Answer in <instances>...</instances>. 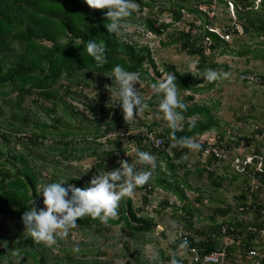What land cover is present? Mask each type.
<instances>
[{
  "label": "trees",
  "instance_id": "obj_1",
  "mask_svg": "<svg viewBox=\"0 0 264 264\" xmlns=\"http://www.w3.org/2000/svg\"><path fill=\"white\" fill-rule=\"evenodd\" d=\"M212 0H174L169 2L168 10L171 11L173 19L178 20L181 17V11L191 12L193 15L202 18L207 17L198 10V3L205 2L210 5ZM221 1L226 0H216ZM153 1L146 2L138 0L139 6H152ZM194 3H197L194 5ZM250 3V2H247ZM189 5V6H187ZM107 9H89L85 0H0V97L3 104L5 98L10 101L11 94L14 95L13 104L16 112L13 116L18 117L20 122H7L3 125L0 121V128L16 135L15 141L23 140L20 134L28 131L29 137L24 139L25 144L29 147L27 150L10 153L0 161V216L7 215L11 218L21 219L23 213L30 210V202L35 201V207L40 203L41 196L36 189L38 183L37 173L38 166L35 164V154L33 149L40 144L47 135H55L59 140L53 142L52 146L47 148V152H54L58 155L56 162H71L80 160L84 155L93 156L95 158L94 168L105 167L112 157L110 150H96V147H77L72 145V141L68 136H74L69 124H66L64 129H60L55 124H61V117L55 116L56 108L64 97H73L71 91L72 85L76 87L78 84L88 85L87 79H92L93 76L104 74L112 77V70L116 65L122 66L130 72L140 73L141 80L146 85L151 86L152 83L158 82L162 71L165 75L173 73L177 79L178 92L187 91L188 94H181L180 98L188 106L186 111L182 112L185 118L183 129L176 131L177 138L193 137L213 127H217V120L212 112V107L194 101V94L200 91H208L215 82H209L199 86L198 78L191 73H181L174 70L169 65H163L161 70H158L154 61L150 56V51L146 45L137 43H128L120 39L117 34L109 33L106 25L109 23L105 13ZM199 17V16H198ZM199 26L193 22L190 24L193 27L200 28L202 34H192L191 30L181 29L178 32L169 33L173 42L179 43V48L190 55L197 56L195 63L199 71L208 69L215 70L216 63L212 61L204 53V47L207 46L210 51L217 49L224 41L215 32L207 29L204 25L210 24L208 18H202ZM148 30L155 34L164 32L170 25L169 22H157L155 18L147 17L142 23ZM202 39H206L208 44L202 43ZM89 40L96 42H104L106 45V60L107 62L98 66L93 57L87 54L86 45ZM150 68V69H149ZM151 71V72H150ZM163 76L160 80H163ZM159 80V81H160ZM65 82V83H64ZM119 87V85L117 84ZM61 91V93H59ZM76 93V92H75ZM35 95V99L45 100L50 102L45 106L46 112L52 113L49 116L52 124H47L45 121H30L26 111L21 108V102L25 95ZM79 96V95H77ZM144 101L149 105L145 110V114H158V106L162 100V95H155ZM64 102V101H63ZM86 108L97 110L104 113L108 119L103 122L105 128L100 130V127L94 125L93 129L88 126H80L82 135L92 134L97 139L104 136L108 131L126 129L127 124L123 118L121 107H115L109 104L106 108L97 102L86 103ZM70 115L80 113L86 118L85 112L76 106L70 108ZM64 114H69L65 106L62 107ZM77 110V111H76ZM177 111H180L177 109ZM143 112V113H144ZM99 113V114H100ZM164 126L160 128L156 122H150L145 131H156L159 135L165 138L163 148L157 152L150 149L142 142L143 133L139 136L129 135V138L135 139V150L156 154V160H163L165 169L169 171L168 178L165 172L161 171L158 162L156 169L158 173L153 176L154 182L151 180L144 186L137 189L149 190L153 186L163 188L165 191L174 193L180 201L183 202L181 209L187 216H191L194 208H187L186 197L182 191L181 185L190 188L185 178L189 171H185L182 178H179L174 173L175 164L172 158L183 161V156L188 148L173 147L171 139L172 130L167 126L166 121ZM195 121V126L190 127V121ZM93 122L94 120H90ZM3 126V127H2ZM117 133V132H116ZM126 133V132H124ZM2 145L5 147L11 141V134L5 131L1 132ZM14 137V136H13ZM113 144L119 147L121 137L118 134L112 138ZM167 149L172 153L170 156ZM121 153V150H119ZM8 149H1L0 154H6ZM135 154V153H134ZM118 155V154H117ZM35 157V158H34ZM137 159L135 155V160ZM121 160H124L121 158ZM181 165L185 166V162ZM144 167V165H140ZM7 167V168H6ZM118 166H112V168ZM114 168V169H115ZM146 168V167H144ZM54 169H56L54 167ZM104 169V168H103ZM107 169V168H105ZM147 169V168H146ZM139 171V170H138ZM205 171L200 169V173ZM207 175L212 176V172ZM67 180L65 184H72L76 187L86 188L89 182L83 180L79 176L63 174L62 177L53 173L51 180ZM219 180H222L220 177ZM63 184V185H65ZM146 196H143V202L146 203ZM167 205V202H164ZM38 209H41L37 207ZM231 210L230 204H225L222 208H217L216 212L220 215H225ZM141 208H134L129 197H124L119 204L118 219H110L108 223L123 222L124 225L133 232H150L155 228L156 223L145 218L138 213ZM186 222H189V217L185 216ZM107 223V224H108ZM79 228L96 229L103 228L105 223L99 219H93L90 216H85L78 220ZM1 239V236H0ZM214 244V243H211ZM35 245L42 246L36 243L31 236H26L23 243H14L5 245L0 248V258L7 257L11 250L19 248L18 253L29 255L32 258L36 257ZM160 251V250H159ZM16 252V253H17ZM162 251H160L161 253ZM162 254V253H161ZM42 259V258H41ZM97 264H101L98 262Z\"/></svg>",
  "mask_w": 264,
  "mask_h": 264
},
{
  "label": "rangeland",
  "instance_id": "obj_2",
  "mask_svg": "<svg viewBox=\"0 0 264 264\" xmlns=\"http://www.w3.org/2000/svg\"><path fill=\"white\" fill-rule=\"evenodd\" d=\"M142 1H153V3L151 7L139 6L138 11L133 12L130 17L122 21L124 27H122L120 34H118L120 39L128 43L135 42L139 45H146L158 70H161L163 65H169L173 67L174 70L181 73L194 71V63L197 57L189 55L184 50H181L179 48V43L170 41L171 36L168 34H173L181 29H191L190 24L192 22L199 26L200 20L195 15L185 10L181 11L182 14L180 19L174 20L171 11L168 10V8H170L169 2H174V0ZM247 1H251L250 6H255L259 0H236V2H233V6L226 4V7L220 3H213L215 1L212 0L211 4L215 5L213 17H210L213 21L212 28H216V30L221 32L224 26L231 24L233 20H235V9H240L241 5L246 4ZM136 2L138 3V0H136ZM195 4L197 3H194V5ZM198 4L206 8V4ZM89 9L92 10L94 8L89 7ZM147 17L155 18L157 22H169L170 25L164 32L155 34L142 24ZM191 32L197 34V27H192ZM234 39L235 37L232 34L227 41L233 45ZM212 58L218 60L222 64H228V70L222 67H219L218 70L220 72L229 73V76L217 81L207 93H196L194 101L211 106L214 116L219 121V124L222 125V129L240 135L242 146L246 148L249 144L247 139H249V136L253 134L256 128H264V92L261 89L262 87L258 85H247L238 81V75L236 74H238V70L242 68V60L233 59L231 54H221L220 52L214 54ZM163 76L166 75L162 71V75L157 81ZM86 81L88 85H83L81 83L76 85V87L72 85V99L64 97V99L60 100L56 108L55 116L61 117L62 123L55 125L59 126L60 129H64L66 124L70 125L75 135L68 136L67 138L72 141V145H74L75 148L76 146H88L96 147L97 151L101 149L110 150L113 153L112 157L109 159V163L106 164L107 166L93 169L91 172L88 170L94 168L95 158L93 156L84 155L77 161L74 160L69 163L61 161L55 164L58 155L55 153V150L54 152H47V148L52 146L54 144L53 142L58 141L59 137L53 134L47 135V137L33 149L35 157L37 156L36 158L34 157V162L38 166V183L36 189L42 199L37 207L41 209L45 207L41 192L42 188L49 183L61 181V179L57 181L51 180L53 173H57V176H60V178L63 174L79 176L83 180L89 182L94 175L104 174L105 171L113 170L115 167L112 168V166L115 165L119 167L118 161H120L121 158L129 163L135 160V139L129 138V135L135 137L141 135L142 132L146 130L147 125L152 121L156 122L159 128L165 125V122L161 119L162 113L145 114L144 112L138 114L132 121L126 122L127 127L124 130H111L97 139H95L92 134L83 133L82 135V128H80V126H88L93 129L94 125H97L100 127V130H103L106 126L103 122L111 115L110 114L106 118L103 112L100 113L97 110L86 108V103L88 101L97 102L105 108L109 104L120 107L118 103L115 104V92L118 86L114 78L99 74ZM135 87L139 88L140 94L145 98L153 95L151 86L146 85L141 79L140 86L139 83H137ZM59 93H61V91ZM181 94H188V92H179V95ZM14 95L15 94H11L9 97L10 101L5 98L6 102L4 104L2 97H0V121L3 125L7 122H20L18 117L13 116L16 112V108L13 104ZM49 104L50 102L45 100H36L35 95L32 94L24 96L21 102V108L26 111L30 121H45L50 125L52 122L49 120V116L52 113L46 112L45 110V106ZM63 106L67 108L69 112L68 115L63 113ZM72 106H76L77 110L78 108L82 109L87 117L85 118L79 110L78 114L73 115L71 113L70 115V108H72ZM90 120L94 121L91 122ZM3 131L10 133L12 136L10 143L5 147L2 145L1 132ZM9 131L10 130L6 131L4 128H0V150H9L6 154H0V161L8 157L10 153L20 152L29 148L25 144L26 142H24V139L29 137L30 133L28 131H24L20 134V138L23 139L20 141H15L17 136ZM119 132H122V134ZM115 134L121 137V144L119 147H116L113 142H110ZM118 149L121 150V153H119ZM167 152H170V150L167 149ZM190 152L191 154L185 157V166L181 165L183 161H179L175 158H172V162L175 164L174 173L177 177L182 178L184 172L186 170L189 171L185 180L190 188L183 187L181 183L180 186L187 199V206L185 205V207L188 209L194 208L191 216H187V214L184 213L181 209L183 202L170 191H165L158 186L151 187L150 191L136 189L129 198L134 208H141V212L138 213V215L150 218L156 223L152 231L146 233L133 232L131 229L127 228L123 222L108 223L100 229L94 227L79 228L77 225L76 228L70 231L67 238H57V243L51 247L46 246L44 243H40L42 246L35 245V258L23 253H19V255L14 254L19 250V248H17L11 250L7 257L0 258V264H97L98 262H101V264H159L158 262L164 259L167 252L166 246L168 237L173 235L174 232L185 231L195 236L203 228L204 224L207 225L213 221L232 218L233 212L231 210L225 215H220L216 212V209L224 207L225 204L233 206L237 201V195L242 187L241 179H234L230 177V175L228 176L226 167L214 170L212 176L207 175L205 171L200 173V169L203 167L199 164L196 155H193L195 152L191 149ZM170 156L172 157L171 152ZM157 162L161 167V171L165 172L168 178L169 171L165 169L164 161L156 160V163ZM54 167L56 169H54ZM144 167L138 165L137 170H150L148 165H144ZM156 173H158V171L155 168L152 170L151 183L154 182L153 176H155ZM219 177H222V180H219ZM67 185L68 184L62 186L67 187ZM144 195L146 196V203L143 202ZM164 202H167V205H165ZM185 216L189 217V222H186ZM0 236V248H2L6 244L10 246L17 242L23 243L25 237L30 236V234L28 230L25 229L22 219L1 215ZM77 245L80 251L74 252L73 249ZM159 250L162 251V254ZM153 252L158 253V261L154 262L149 259ZM237 263L238 260L235 258H230L228 260V264Z\"/></svg>",
  "mask_w": 264,
  "mask_h": 264
},
{
  "label": "clouds",
  "instance_id": "obj_3",
  "mask_svg": "<svg viewBox=\"0 0 264 264\" xmlns=\"http://www.w3.org/2000/svg\"><path fill=\"white\" fill-rule=\"evenodd\" d=\"M86 4L94 9H107L105 15L109 21L106 25L109 33L120 34L124 25L122 21L130 17L133 12L139 10L136 0H85ZM87 54L94 58L98 66L104 65L106 60V45L104 42L89 40L86 45ZM196 75L195 73H192ZM229 73L208 69L204 78L209 82H215L227 78ZM112 77L119 85L115 92V104H119L123 111L125 122L132 121L140 113L149 108L135 85L139 83L140 73L130 72L122 66L116 65L112 70ZM177 77L169 73L163 80L151 84V90L155 95H162L158 111L167 126L172 130L171 139L173 147L189 148L197 151L200 144L190 137L177 138L175 133L183 129L185 118L183 111L187 105L180 98ZM179 109L180 111H177ZM190 127L195 126V121L189 122ZM136 160L129 163L126 160L118 161L119 167L104 174L94 175L86 188L68 184L62 185L67 180L49 183L41 190L43 196V209L35 207V201L30 202V210L23 213L21 219L25 229L36 243H44L53 246L57 238H67L70 231L77 227L78 220L90 216L107 224L110 219L119 217V204L124 197H131L138 187L146 185L152 179V170L156 167V157L149 152L135 150ZM138 165H148L150 170H137ZM87 171V170H86ZM85 171V172H86ZM181 250H187L188 241L184 240L179 245ZM74 252H79V246H75ZM19 255V253H14ZM151 261H158L159 255L153 252L149 257ZM170 264H181V261L173 258Z\"/></svg>",
  "mask_w": 264,
  "mask_h": 264
},
{
  "label": "built area",
  "instance_id": "obj_4",
  "mask_svg": "<svg viewBox=\"0 0 264 264\" xmlns=\"http://www.w3.org/2000/svg\"><path fill=\"white\" fill-rule=\"evenodd\" d=\"M228 4L233 6L232 0ZM205 5V4H204ZM215 5H197L198 10L213 17ZM242 21V20H241ZM214 32L228 40L241 32V22H232ZM237 79L250 85L264 87V75L239 72ZM122 134V132H119ZM142 142L155 152L163 148L165 138L156 131H144ZM263 134L253 136L257 148L245 153H232V134L221 136L217 132H203L191 137L200 144L198 161L206 172L227 165L229 173L241 177L242 187L237 201L231 206L233 217L204 224L201 232L193 236L189 232H174L168 237L166 254L159 264H170L173 254L181 264H228L230 258L237 264H264V141ZM188 241L187 250H181L182 241ZM214 243V244H211Z\"/></svg>",
  "mask_w": 264,
  "mask_h": 264
},
{
  "label": "crops",
  "instance_id": "obj_5",
  "mask_svg": "<svg viewBox=\"0 0 264 264\" xmlns=\"http://www.w3.org/2000/svg\"><path fill=\"white\" fill-rule=\"evenodd\" d=\"M214 1L215 2H213V3H220V2H218L216 0H214ZM228 1L229 0H226V1H223V2L221 1L220 4H223L226 7L227 6L226 4H228ZM232 2H236V0H232ZM247 2H251V1H247ZM247 2H246V4L241 5L240 9L236 8L235 11H234L236 18H235V20H233V22H241V32L233 34V36L235 37L234 41L232 40L233 41V45L230 44V42L224 40L221 37V35H219V34H217L215 32L217 35H219V37L221 39H223L224 43L221 46H219L217 49L213 50V51H210V49L207 46L204 47L205 48L204 49V53L209 58H211L213 62H215L217 64L215 70L218 71V72H220L218 70L219 67H222L223 69H226V70L229 69L228 64H222L218 60H214L212 58L214 54L220 52L221 54L222 53L223 54L224 53L225 54H231L233 56V59L242 60L241 61V63L243 62L241 64L242 68H240L241 70H238L237 73H239V72H246V73L255 72V73L264 75V0H259L255 6L254 5L250 6V3H247ZM202 3L205 4V2H202ZM210 3H212V1ZM191 14H193V13H191ZM198 16H196V17L200 20V23L203 20L202 18H208L210 21H212V18H210V17H204V15H203L202 18H201L199 14H198ZM212 23H213V21L210 24L204 25V26L207 29L213 31L212 30ZM190 27H191V29H189V30H192L193 26L190 25ZM197 29H198V33L195 34V35H198L201 32L200 28L197 27ZM200 34H202V32ZM202 43L207 45L208 41L206 39H204V40L202 39ZM192 56H195V55H192ZM196 61H197V59L195 60V63H196ZM195 63H194V71H187V72H184V73H191V74L195 73L196 75H194V76L198 78L199 86H203L204 84H202V83L206 84V82H207V79L204 78L205 71H199L197 69ZM257 68H259V69H257ZM244 84H247V83H244ZM247 85H250V84H247ZM260 87H262V86H260ZM261 89L264 92V87H262ZM208 91H205V90L204 91H200L197 94H200V93H203V92L207 93ZM195 95H196V93L194 94V96ZM198 103H202V102H198ZM217 123H218L217 127H213V128H211L209 130H206L204 132H217L221 136H226V135L232 134L233 137H234V140H232V144H231L232 145L231 146L232 153H245L251 147L257 148L258 145H261L258 142H254V140L252 139L253 136H255L258 133H262L263 134L262 139L264 141V128H256V130L253 132V134L251 136H249V139H247L248 142H249L248 146L246 148H243L241 140H240V135H238L235 132L232 133L229 130H227V131L223 130L222 129V125L219 124L218 120H217ZM194 152L195 153L193 155H196V157L198 159L199 152L198 151H194ZM169 154H170V152H169ZM190 154H191V152H190V149L188 148L187 152L183 156V162L186 163L185 157H188ZM153 155L156 156V154H153ZM222 167H226V171H227V175L228 176L230 175V177H232L234 179H237V178L241 179V177L229 173V171L227 170V165H222ZM222 167H220V168H222ZM201 173H203V171ZM207 173L208 172H206V174ZM197 200H199V199H197ZM213 222H215V221H213ZM213 222H210V223H213ZM210 223H208V224H210ZM200 232H201V230L198 233H200Z\"/></svg>",
  "mask_w": 264,
  "mask_h": 264
}]
</instances>
